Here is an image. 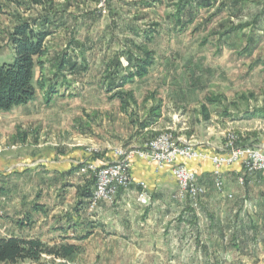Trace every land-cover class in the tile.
Instances as JSON below:
<instances>
[{
  "label": "rangeland",
  "instance_id": "obj_1",
  "mask_svg": "<svg viewBox=\"0 0 264 264\" xmlns=\"http://www.w3.org/2000/svg\"><path fill=\"white\" fill-rule=\"evenodd\" d=\"M198 1L200 4L201 0ZM212 4L209 8L189 6L181 16H195V20L185 25V28L180 27V30L176 31L173 30V26L171 27L172 20L167 16H154L150 10L140 11L137 5L141 8L144 6L139 0H59L50 7L30 10H26L25 5L17 9L7 0H0V64H11L15 60L11 46L6 43L13 27L21 19L44 16L47 13L51 23L60 24V22L69 21L66 29L61 30L53 38V47L60 51L56 52L59 54L58 57L62 52L70 50L74 52L76 47L69 48L72 40L79 46L76 45L78 49L84 46L93 47L86 54L89 68L90 64H93V74L85 78L79 76L80 74L75 76L69 70L67 73L64 72L70 89H79L80 97L60 99L58 109L64 114H69L64 118L67 122L70 121L71 115L76 114V111L83 110L79 116L92 117L91 124L99 132L95 134L96 138L108 140L110 143H126V145L112 146L116 148L115 156L119 149L142 148L149 140L163 133H172L177 141L192 144L196 148L201 147L202 143L209 142L217 146L219 150L226 151L229 136H232L235 138V147L240 148L245 145V147L264 150V119H245L248 111L264 107V0H213ZM187 19L188 17L185 21ZM182 20L184 23L183 18ZM154 25H158V33L149 48L155 53V64L146 76L147 78L135 79L128 84L129 86L135 83L133 86L126 87L127 91L133 92L140 110L136 112V116L128 113L125 117L121 115L120 102L110 101L106 91L102 90L101 75L97 73L101 72L103 57L104 61L109 59L107 65L118 51L123 50L125 41L132 37L131 30L147 29ZM246 25L249 27L244 31L228 33L221 37L232 28ZM58 57L54 59V63ZM79 57L81 64L83 56L79 55ZM123 62L125 64L124 59ZM51 69V74L54 75L56 72L54 64ZM38 91L41 89L37 87ZM210 96L221 98L222 105H207L210 120H205L200 110L205 105L206 98ZM243 97L246 98L245 101L242 100ZM71 100L73 102H70ZM235 104L239 105V109L231 108L229 114H224L226 117H221L225 108L235 106ZM159 105L162 109L161 121H158V123L161 122L159 127L153 126L148 130H142L134 124L135 120H143L149 109ZM62 107L65 108V112ZM87 132L90 133L89 130ZM141 132L147 133L142 137ZM136 138H140L137 145H133L134 143L127 145V142ZM19 142L14 136L12 138L14 145H11L17 147L20 145ZM52 143L58 145L65 143V145L71 144L72 146L83 144L81 140L70 141V138L62 136ZM85 149V152L91 156L87 161L78 165L80 166L79 172L87 163H94L97 166L96 161L101 153V149L95 146H86ZM92 175L88 174L86 178ZM253 177L257 179L253 180L256 181L254 184L251 183V186L248 185L250 181L248 182L247 178L244 184L239 183L245 187L243 193L246 197L238 201L254 203L251 209L242 210V214L247 213L246 211L252 212L247 221L245 217L241 218L239 213L238 217L233 215V220L230 221L229 217L234 211L231 209V204L234 200L226 195L225 183L223 191L217 188L216 190L212 183L210 191L206 189L207 193L197 200L192 201L179 196V200L187 204L190 202L192 207L194 204L195 206L200 204L198 209L193 207L194 211L188 204L190 209L180 214L175 213V222L181 221L182 217L189 216L193 219L190 224L187 223L189 228L186 230L193 233H204L210 232L206 224L211 221L212 224H218V226L220 224L225 233L233 231L242 236L251 234L252 236L247 238L252 240L251 244H255L253 236L264 237V203L261 200L264 181L261 176ZM248 189L251 191L249 192ZM247 191L249 195H246ZM118 194L113 202L101 200L95 207L103 201L114 203ZM239 195H243L242 191H239ZM206 198L211 200V203L203 210L204 205L201 203L205 202ZM196 211L200 212L199 216ZM205 216L207 219L204 218ZM167 227L169 223L163 226L161 224L160 231L166 233ZM78 246L81 252L69 259H57L45 255L37 263L27 261L21 264H72L74 258L86 251L84 245L79 244ZM259 256L260 258L254 257L253 260L247 257L243 259L235 257L232 260L236 262L235 264H264V257ZM98 259L108 264L107 260L111 259L112 262L114 258L101 257ZM130 259L125 258L127 264H131ZM219 259V264H225V262L231 264L228 258L220 257ZM89 260L90 258L83 257L75 263L87 262L88 264ZM186 260L192 261V264H205L208 259L200 255L191 258L148 256L143 257L139 262L136 259V264H183Z\"/></svg>",
  "mask_w": 264,
  "mask_h": 264
},
{
  "label": "crops",
  "instance_id": "obj_2",
  "mask_svg": "<svg viewBox=\"0 0 264 264\" xmlns=\"http://www.w3.org/2000/svg\"><path fill=\"white\" fill-rule=\"evenodd\" d=\"M176 2L177 0H158L150 1V5H144L143 8L137 6L143 12L150 10L154 16H167L172 20L173 30L179 31L180 27L185 28V24H177L174 18ZM184 17L185 20L188 16ZM68 22H60V24L56 22L57 27L51 28L52 35L47 41L49 54L43 59L46 62L44 68L42 70L37 68L36 80H40L43 76L49 81L53 77L51 66L54 64V59L59 56L56 52H60L53 47V38L61 30L66 29ZM6 43L8 44L7 39ZM90 49L93 47L84 46L81 50L76 46L74 52L68 51L70 60L80 65L79 55H81L87 64L86 54L91 51ZM104 59L103 57L101 72L97 73L101 75L100 79L105 73L106 63L109 60L104 61ZM87 68L86 71L78 68L73 74L89 77L93 74V64H90V68L87 64ZM67 71L68 69L65 73ZM102 90L105 91L104 88ZM78 97H80L79 89L61 87L50 104H47L44 91L41 90L37 92L35 100L27 105L0 113V239H39L48 244L68 242L77 246L84 245L86 251L74 258L72 264H76L75 262L83 257L90 258L88 264H104L98 259L101 257H113L112 262L111 259L107 260L108 264H127L125 258H131L129 263L136 264V259L139 262L143 257L163 255L172 258L177 256L191 258L200 255L208 259L205 264H219L220 257L228 258L231 264L236 263L232 260L235 257L238 259L260 258L259 255L264 257V237L253 236L255 244H251L252 240L247 238L252 236L251 234L242 236L233 231L225 233L220 224L218 226L211 221L206 224L210 232L204 233L186 230L189 228L187 223L190 224L193 219L189 216L175 222V213L180 214L188 209L189 205L194 211L195 204L192 207L190 202L188 205L185 201L179 200L177 182L169 166L161 167L147 160L135 158L130 166L131 185L120 189L114 203L103 201L92 208L90 200L80 196L79 189L85 185L87 179L76 168L91 156L85 152L86 146L101 149L96 164L98 167H103L116 160L114 151L116 148L112 146L126 145V143H110L108 140L96 138L95 134L99 132L91 124L92 117L79 116L83 110L71 115L69 122L64 121L69 114H64L58 109L60 99H78ZM119 105L121 115L127 117V114L121 111L120 103ZM62 109L65 112V108ZM224 114L219 115L224 118L226 117ZM86 118L88 120H85ZM160 124L161 122L154 127L157 128ZM19 131L28 134L27 140L19 142L20 145L14 147L12 138L16 137ZM146 133L141 132V136ZM61 136L70 138V141L81 140L83 144L72 146L63 143L64 147L52 143ZM139 142L140 138H136L127 142V145L133 143L137 145L136 143ZM200 146L197 149L210 157L225 154L224 150H219L209 142ZM181 162L182 160H178V163ZM187 167L197 174L199 182L208 191L212 183L216 189L215 166L211 160H194L189 162ZM221 173L226 195L234 200L231 204V209L234 211L231 212L230 221L233 220V215L238 217V213L247 221L252 212L246 211L247 213L242 214V210H249L254 203L238 201L246 197L243 193L245 187L240 185L244 184L241 182L242 163L224 166ZM253 176H261L264 181V172L255 173ZM253 176L247 177L246 180L250 181L248 185L256 181H253L256 178ZM239 191H242V196L239 195ZM141 196H144L145 202L140 200ZM261 200L264 203V192ZM210 203L211 200L206 198L205 202L201 203L204 205L203 210ZM199 204L194 208L198 209ZM196 214L199 216L200 212L196 211ZM204 218L207 219L206 216ZM167 223H169L167 232L162 233L160 226ZM84 263L87 264V262L81 264ZM183 264H192V261L186 260Z\"/></svg>",
  "mask_w": 264,
  "mask_h": 264
},
{
  "label": "trees",
  "instance_id": "obj_3",
  "mask_svg": "<svg viewBox=\"0 0 264 264\" xmlns=\"http://www.w3.org/2000/svg\"><path fill=\"white\" fill-rule=\"evenodd\" d=\"M56 1L59 0H7L17 9H21L25 5L26 10L38 7L47 8ZM150 1L157 2L158 0H141L140 3L146 6L150 5ZM177 1L175 5L176 16H174L177 24L183 23L182 18L184 16H181V14L189 6L197 5L200 8H209L213 5V0H201L200 4L198 0ZM194 20L195 16H188V19L184 20V24L189 25ZM53 26L57 27L56 23H51L46 13L44 16H31L30 18L21 19L9 33L8 43L11 46L15 60L11 64H0V113L9 112L18 106L27 105L34 101L37 95V87L44 91L46 103L50 104L61 87L69 86L64 76L66 69L71 74L78 71V68L82 71L88 69L84 57L83 62L78 65V62L70 60L71 57L68 52H64L55 60L56 72L53 78L47 81L41 76V79L36 81V69L42 70L44 68L46 62L43 59L49 54L47 39L52 35ZM248 27L247 25L237 26L221 37L228 33L244 31ZM157 33L158 25L147 29L131 30L132 37L125 41L123 50L118 51L106 65V72L101 84L109 96V100H118L121 104V111L126 114L136 116V112L140 110L133 92L127 91L126 87L135 79L146 77L154 66L155 53L149 47ZM76 45L75 41L72 40L69 48L76 47ZM81 48L83 49V47ZM151 97L153 98V96ZM242 100L245 101L246 98L243 97ZM207 105L219 106L222 105V100L215 96L206 98L205 105L201 107L200 113L205 120H210ZM231 108L239 109V105L229 106L223 110V113L229 114ZM161 110V105L152 107L146 112L143 120H135L134 124L142 130L150 129L160 120ZM245 118L264 119V107L248 111ZM27 136V133L21 134L18 132L16 141L25 142ZM240 147H245V145ZM79 167L76 168L79 169ZM86 179L85 185L79 189V192L83 199L90 200L95 190L96 179L94 175ZM80 252L81 248L79 246L68 242L48 244L39 239H0V264H21L27 261L37 263L45 255L57 259H69Z\"/></svg>",
  "mask_w": 264,
  "mask_h": 264
},
{
  "label": "built area",
  "instance_id": "obj_4",
  "mask_svg": "<svg viewBox=\"0 0 264 264\" xmlns=\"http://www.w3.org/2000/svg\"><path fill=\"white\" fill-rule=\"evenodd\" d=\"M234 141L235 138L229 136L225 154L210 157L192 144L177 141L172 133H163L149 140L142 148L117 150V159L103 167L87 163L81 168L80 174L95 176L96 186L91 198V206L95 207L101 200L113 202L121 188L131 185V162L135 158H140L161 167L169 166L171 174L177 182L179 196L194 201L206 194L207 190L200 184L197 174L188 169L189 162L198 159L211 160L215 166L214 180L218 190L224 187L221 177V170L224 166H232L241 162L243 167L242 183L245 178L252 177L255 173L264 172V150L256 147L238 148L234 146ZM178 160H182V162L178 163ZM143 198L144 196H141L140 200L145 202Z\"/></svg>",
  "mask_w": 264,
  "mask_h": 264
}]
</instances>
